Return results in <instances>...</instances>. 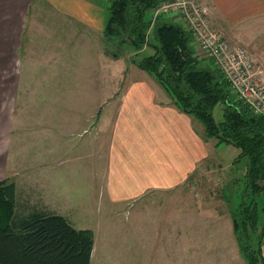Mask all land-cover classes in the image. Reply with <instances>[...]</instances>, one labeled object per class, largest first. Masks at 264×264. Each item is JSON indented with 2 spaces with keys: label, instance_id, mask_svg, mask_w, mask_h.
<instances>
[{
  "label": "crops",
  "instance_id": "obj_1",
  "mask_svg": "<svg viewBox=\"0 0 264 264\" xmlns=\"http://www.w3.org/2000/svg\"><path fill=\"white\" fill-rule=\"evenodd\" d=\"M102 1L109 7L112 2L0 0V183L8 180L16 185L17 212L18 204H22V212L16 214L17 219L40 212L61 215L72 224L73 220L69 217L82 205V194L88 197L91 193L95 194L96 140L64 143L71 141L73 131L78 136L93 127L96 133H106L105 168L100 190L107 207L125 205L134 200L138 203L152 191L187 188L197 176L202 182H208L215 174L210 161L224 150L223 144L208 138L202 123L179 109L165 88L136 65L129 64L133 71L128 72L130 78L126 83L120 81L118 90L112 86L107 91L75 83L76 77L94 78L96 83L95 76L89 69L83 70L81 64H78L80 69L77 64L70 67L75 69L66 75L57 73L58 68L53 71V65L75 63L74 58L79 57L81 49L75 41L81 38V31L87 37L98 32L99 42L96 44L93 37L92 45H100L104 59L110 62L118 59H113L106 40L101 37L109 10L100 6ZM261 1L264 0H206L204 3L208 4L205 6L210 9L214 25L229 32V27L236 23L253 21L258 14L264 13ZM35 24L36 29L44 26L49 33L38 35L33 29ZM61 27H68L71 31L68 36L73 40L68 41L71 45L68 48L64 46L63 39L55 34V30ZM223 33L226 38H233L232 33ZM231 40L232 44H237ZM130 48L126 46L127 50ZM65 50L69 60L62 61ZM55 78L60 80L55 81ZM63 84L74 86V97H61L59 87ZM105 92L110 96L99 101L98 106L96 95ZM34 103L44 106L42 115L33 116L31 110ZM104 108V111H109V122L105 121L108 123L100 120ZM41 129L44 135L35 144L39 148L38 153L30 154L34 145L30 146L28 141L32 136L40 139ZM50 138L55 139L56 144H50ZM31 157L40 158V169H34L29 161ZM69 157L74 159V163L64 168ZM22 159L24 166L17 167ZM235 161L229 167L230 179L233 171L239 168ZM217 167L216 172L222 169V164ZM80 170L86 179L83 188L74 180L76 174L81 175ZM75 195L79 196L78 199ZM231 203H228L230 207ZM229 216V230L224 234L218 231L210 235L215 237L212 242L222 252L217 260L231 261L224 248L226 235L232 245L230 247L237 249L233 221ZM153 221L159 227L157 218ZM200 222L197 227H200L201 237L205 239L209 237L208 230L203 220ZM172 226L175 247L177 226L174 223ZM143 229L148 234V245L152 247L160 227L153 225L152 238L149 236L150 229L145 226L140 225L138 232ZM95 247L96 234L91 264ZM240 254L237 249L236 256L240 257ZM240 264H244L242 259Z\"/></svg>",
  "mask_w": 264,
  "mask_h": 264
},
{
  "label": "rangeland",
  "instance_id": "obj_2",
  "mask_svg": "<svg viewBox=\"0 0 264 264\" xmlns=\"http://www.w3.org/2000/svg\"><path fill=\"white\" fill-rule=\"evenodd\" d=\"M202 1V3L200 1L198 2L208 6V4L204 3L206 0ZM261 4L264 6V1H261ZM100 6L109 8L107 3H104L103 1ZM156 17H158L157 11L148 13L145 18V22L149 23L151 19H153L154 22ZM242 22L244 23L242 24ZM36 25L37 24L33 25V29L35 31L37 30L38 35L40 33H49L48 28L43 26L42 29L40 27L36 29ZM49 28L52 27L49 26ZM221 29L223 31V28ZM225 31L228 35L229 32L232 33V37L234 38H227L228 40H234L235 43L247 49L257 59L264 58V13L258 14L253 21H241L240 23H236L235 25L229 27V32H227V29L224 28L223 32ZM68 33H71L68 27H61L55 30V34L57 37L63 39V44L67 48L71 46L68 44V41L73 40V38L68 36ZM97 33L98 32H96L95 36L91 34V37H87L83 35V31H81V38H76L77 41H75V43L79 44L81 48L80 53H78L79 57L74 58L75 63L69 64L68 62H63L60 65H53V71L56 72L55 69L58 68L57 73L66 75L67 72L75 69H71L70 67H73L76 64L77 66L78 64H81L83 70L89 69L91 75L95 76L96 83H94V78L90 77H76L75 83L85 85L87 87L90 85L96 86V88L101 89L100 91H102L103 88L105 91L111 90L112 86L118 90L121 87L119 86L120 81L126 83V81L130 78V74H128V72L131 73V71H133V69H130L129 67V64H132L131 61L133 62V59L138 60L139 58L150 56L153 54V50L148 48V50H146V52L142 55L137 56L140 52H134V48L127 50L123 45H121L116 51L115 49L117 45L123 43L120 39H116V47L111 45L109 51L117 54L118 59L110 62L109 59H104L101 55L103 49L100 45H92L93 37L96 44L99 42L100 38ZM224 36L226 37V35ZM101 37L104 39L102 34ZM44 38L47 39V37ZM125 43L126 42L123 44ZM144 48L142 50H144ZM67 60H69V57L67 55V50H65L62 61ZM67 68L69 69L67 70ZM146 74L149 75L148 73ZM54 80L58 81L60 79L55 78ZM73 89V85H60L59 94L64 98H72L75 96ZM109 96L110 95H107L106 92L98 93L96 95L98 106L99 101H102V99L105 100V98H109ZM113 98L116 97H111L110 99ZM225 108L228 110H239L240 107L238 99L235 96H231L226 104H219L214 109L213 114L217 123L222 122ZM104 110L105 108L102 113H100V120L103 123H108L110 119V115L108 113L109 111ZM44 111V106L40 103H34L32 105L31 112L33 113V116L42 115ZM194 118L197 119L196 117ZM198 123L201 124L199 120ZM43 135L44 130L41 129L40 139L38 136H32V138L28 141L30 146L34 145V147L32 146L30 148V154L38 153L37 150L39 148L35 144L41 141ZM71 137V141H64V143L68 144L76 140L89 141L93 140V138L96 140V150L98 156L96 162L97 187L95 194L91 193L89 197L82 194V205L77 207L75 212L69 217L73 220L72 224L76 229L92 230L96 234V247L92 264H240L241 259L244 264H247L241 254V259L239 256H236L237 249L239 253L240 249L233 234H231V237L235 240L237 249L234 248V250L230 247L232 245L228 242L229 238L227 235L224 240L225 252L231 257V261L233 259V262L222 259L217 260L220 258V254H222V252L221 249H218L215 243L212 242L215 237L210 236L221 231L224 234L229 230V215L231 214L229 212L230 204L228 203H239V200L241 199L240 195H243L245 187L244 184H242V180L245 174H243V172L246 168V161H241L239 163V170L237 169L236 173L235 171L232 173V176L234 174L237 176L235 179L239 180L236 182V187L231 181V179L234 178L232 177L230 179L228 176L229 172L231 173V168L229 167L233 166L231 164H233L236 158L240 155V150L232 145L223 144L222 147L224 150L210 161L215 174H212V177H210L208 182H202L200 177L197 176V178L193 179L192 182L190 181L188 183L187 188L175 191H152L146 195L144 200H141L138 203L134 200L126 202L125 205L107 207L103 199V193L100 190V183L102 181L103 171L105 168L104 145L106 141V133L98 131L96 133L95 129L91 127L88 128L86 132H83L78 136L73 131ZM56 142L57 141L55 139L50 138V144H56ZM88 149L89 148L87 147V150ZM23 153L25 154L26 152L24 151ZM29 161L34 165L35 170L37 168L40 169L39 157H31ZM72 162L74 163V159L69 157L64 163V168L69 165L71 166L73 164ZM219 163L222 164V169L216 172L218 170L217 165ZM65 164L67 166H65ZM23 166L24 161L22 159L21 163L18 162L17 167ZM80 173L81 175H75L74 180L79 182L75 184H81L83 188L86 186V179L82 170H80ZM67 178L68 177H66V180ZM78 197L79 196L75 195V199H78ZM224 199H227V201L224 202ZM256 200L258 204L256 208L257 216L259 218L258 224L260 232L262 233L260 250L264 259V197L262 196ZM88 201L89 204L87 203ZM20 203L18 204V214L22 212V204ZM234 206L235 205L233 203V207ZM141 218L143 219L141 220ZM156 218L158 220L160 231L156 235L155 244L152 242L151 245L153 246L150 247L148 245V234L144 231V229L141 233H139L138 227L142 225L147 227V229L149 228V236L152 238L153 225H156V227L159 228L157 222L153 221V219ZM201 220H203V224L206 225L208 230L209 237L205 239L201 237L200 227H197L201 223ZM173 223L177 226L175 235L177 240L175 247L172 232ZM168 228L170 231H168ZM186 228H188V230H185ZM138 237L140 243L138 242ZM233 245L235 244L233 243ZM211 246L215 248H212Z\"/></svg>",
  "mask_w": 264,
  "mask_h": 264
},
{
  "label": "trees",
  "instance_id": "obj_3",
  "mask_svg": "<svg viewBox=\"0 0 264 264\" xmlns=\"http://www.w3.org/2000/svg\"><path fill=\"white\" fill-rule=\"evenodd\" d=\"M170 1L112 0L102 36L108 51L116 47V39L126 42L116 51L121 45L140 52L137 56L153 50L131 63L163 86L179 109L196 117L208 138L240 150L234 164L246 161L245 189L239 203L229 208L234 235L248 264H264L256 210V199L264 197V117L238 100L240 109L225 108L222 122H216L214 109L236 97L230 83L213 60L197 53L193 34L177 18L160 15L145 22L148 13ZM232 177L236 187L239 180ZM16 214V185L5 180L0 183V264H91L94 231L78 230L61 215L39 212L17 219Z\"/></svg>",
  "mask_w": 264,
  "mask_h": 264
},
{
  "label": "built area",
  "instance_id": "obj_4",
  "mask_svg": "<svg viewBox=\"0 0 264 264\" xmlns=\"http://www.w3.org/2000/svg\"><path fill=\"white\" fill-rule=\"evenodd\" d=\"M156 11L157 16L168 15L183 23L193 34L197 52L213 60L237 99L264 117V58L257 59L244 47L232 44L214 25L210 9L197 0H173Z\"/></svg>",
  "mask_w": 264,
  "mask_h": 264
}]
</instances>
